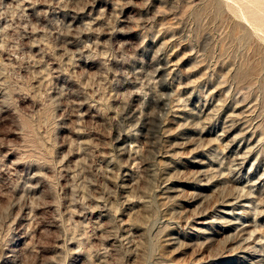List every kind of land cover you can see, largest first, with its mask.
<instances>
[{"label":"rangeland","instance_id":"rangeland-1","mask_svg":"<svg viewBox=\"0 0 264 264\" xmlns=\"http://www.w3.org/2000/svg\"><path fill=\"white\" fill-rule=\"evenodd\" d=\"M0 264H264V0H0Z\"/></svg>","mask_w":264,"mask_h":264}]
</instances>
